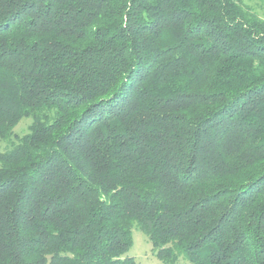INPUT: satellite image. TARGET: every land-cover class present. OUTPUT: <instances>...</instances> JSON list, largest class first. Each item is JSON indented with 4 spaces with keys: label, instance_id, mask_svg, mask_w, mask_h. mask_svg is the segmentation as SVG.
I'll return each mask as SVG.
<instances>
[{
    "label": "trees",
    "instance_id": "obj_1",
    "mask_svg": "<svg viewBox=\"0 0 264 264\" xmlns=\"http://www.w3.org/2000/svg\"><path fill=\"white\" fill-rule=\"evenodd\" d=\"M253 8L0 0V264H264Z\"/></svg>",
    "mask_w": 264,
    "mask_h": 264
},
{
    "label": "rangeland",
    "instance_id": "obj_2",
    "mask_svg": "<svg viewBox=\"0 0 264 264\" xmlns=\"http://www.w3.org/2000/svg\"><path fill=\"white\" fill-rule=\"evenodd\" d=\"M250 6H256L259 11L253 8L260 17L264 18V0H244ZM31 122L30 118H22L15 126L14 133L18 136L27 132V127ZM3 145L0 146L2 150ZM132 245L125 256L134 258L136 264H162L156 256V252L152 250V246L148 236L141 230L133 227L131 230ZM176 264H190L182 256L178 259Z\"/></svg>",
    "mask_w": 264,
    "mask_h": 264
}]
</instances>
